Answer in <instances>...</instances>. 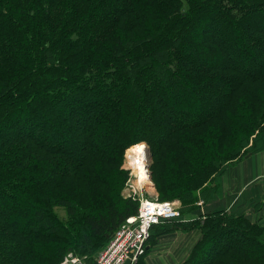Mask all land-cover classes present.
Returning a JSON list of instances; mask_svg holds the SVG:
<instances>
[{"label": "trees", "instance_id": "16d2710c", "mask_svg": "<svg viewBox=\"0 0 264 264\" xmlns=\"http://www.w3.org/2000/svg\"><path fill=\"white\" fill-rule=\"evenodd\" d=\"M258 54L264 56V0H0V127L27 116L20 126L28 134H0V181L14 190L0 187V250L13 264L59 263L66 248L42 241L66 239L53 214L59 206L76 217L80 253L95 250L138 210L137 203L128 209L130 200L118 195L122 182L106 174L111 152L144 140L160 155L152 176L159 200L182 205L179 218L152 228L149 246L163 234L200 227L203 239L184 264H264L263 229L247 218L185 220L198 209L200 191L264 151V135H255L264 105L258 112L259 101L250 103L245 124L233 118L249 100L239 97L242 88L264 87ZM66 116L83 125L85 138L63 176L75 186L73 198L62 200L38 184L50 169L59 171L42 151L58 159L68 150L38 126L42 119L50 130L49 122ZM95 129H107L108 151Z\"/></svg>", "mask_w": 264, "mask_h": 264}, {"label": "rangeland", "instance_id": "374dc122", "mask_svg": "<svg viewBox=\"0 0 264 264\" xmlns=\"http://www.w3.org/2000/svg\"><path fill=\"white\" fill-rule=\"evenodd\" d=\"M221 35H222V32H221ZM263 59H264V56L262 54H258V56H257L258 62H262ZM246 69H245V71H247ZM250 74H252V73L250 72V67H249V72L247 73V75L254 77V75H250ZM258 86L259 85H257L255 87L254 85H252L251 87L242 88V91L239 93V97L241 96L243 103H245L247 101V99L249 98V100L245 103V105L239 106V111H237L235 113V115L233 116V118L236 116L238 119L244 120L243 124H245L248 120H250V119H247V118H250V117H248V114L250 115V111H248V110L245 111L250 103L254 102L255 100L259 101L257 103L254 102L257 105L258 112H259L260 108L264 105V87H258ZM263 86H264V84H263ZM253 90L254 91L256 90V92L252 93L251 91H253ZM244 115H246V116H244ZM26 117L27 116H23L22 119L17 120V121L16 120H10V119L6 118L5 123H3L4 127H0V134L7 132L13 128V130H12L13 132H18L23 137H27L28 134H27V136L24 135V134H26V132H25L24 128H22L20 126V124L22 123V121ZM254 117L256 118L257 115ZM39 121H40V125L38 126V128H39L38 132L39 133H45L47 136V140L49 142L51 141V142H55V143H62L65 146L64 148H66L68 151H67V153H64V154L62 153L64 156L59 155L60 157L58 159H57V157H56L57 155H55V153L52 152L53 153L52 154L48 150L42 151V152H44V153H42L43 156H45V157L52 156V157L56 158L57 165H56V162L53 161V162L49 163L50 164L49 167L55 168L57 166V169L59 171L53 172L50 169L51 172L45 173L43 175V177L41 178V184L39 182H38L39 184L38 183L37 184H38L39 188L47 189L48 193L52 194L54 192V194H60L61 196H63L62 200H67V199L73 198L71 195H69V192L74 191L75 186H72L69 189L68 181L67 180L64 181L65 177H63V176H65V174L69 170V167L67 165L69 163H71V159H70L71 158L70 155H72L71 153H75L78 151L76 144L78 142H81L85 138L84 133H83V125L75 123V122L71 121L70 119L67 120V116H66V118L60 117L59 120L53 119L51 122H49V125H50V130H49V129H47V126L45 124H43L42 119H39ZM57 122H60L61 125L59 126L57 124ZM55 123L57 124L56 126H55ZM11 125H12V127H11ZM94 131H95L94 132L95 136L100 140L98 142V146L100 145V147H102L105 151H108L109 146L107 145V142H106V139H107L106 136L108 135L107 129H103V130H101V132L98 129H95ZM260 133H261V136L264 135V121L261 124V126L258 127V130H257L255 135H258ZM137 134H141V135L144 134V130L142 129V130L135 131L133 133V135L131 133H128L127 139L128 140H131V139L134 140V139L138 138V136H141V135H137ZM36 135L38 136L39 139H41L42 135H40V134H36ZM254 138H255V136L252 137L250 145L248 147H246L244 149V151L245 150L249 151L253 148L252 146L254 143ZM26 141H28V140H26ZM234 142L236 143V139ZM142 145H144L146 150H147V153H146V155H147L146 156L147 157V170L149 169V172H150V179H149L150 182L148 184H151V185H149L150 187H143V186L140 187L139 186V182L143 183L145 181H138L137 182L139 171L132 164L135 161L136 150L141 149ZM228 147H232V145L230 144ZM37 148H39V147H37ZM40 150H42V148H40ZM244 151H242V152H244ZM32 154H35V152H33ZM250 154H252V153H249L248 155H250ZM111 155H114L113 158L114 157L115 158L113 161H111V166L108 165V168H107L108 171H106V174H108L109 179L111 181L116 180V181L122 182L123 187H122L120 193H118V195L121 199H124V200L129 199L130 200L131 203L128 204L129 210L135 209L134 207L137 206V204H138L137 209L139 210V201H138V197H137V199H134L132 197H129L128 194H131V196H133L135 193V194H139V198H140V196H142L143 198H147V199L159 200L160 192H159L158 188L156 187V182H157L156 181V179H157L156 175H157V173L155 172V179L152 176H154L156 162H157V160L160 159V155L157 154L156 152H153L152 148L150 147V145L146 141H144V140L138 141V142L136 141V142L130 144L129 146H127L124 149V152H121V154L119 153V150L117 149V150H115L114 153L111 152ZM117 156H118V158H117ZM32 160H33V155H31V157L29 158V161H32ZM33 162L38 163V165H40L39 161L35 162L33 160ZM136 165H137V162H136ZM15 178L16 177L12 176L10 178L9 182L15 180ZM24 185H25L24 186L25 188L30 187V185L26 181L24 182ZM134 186L136 187L135 191H133ZM0 187L3 188L5 191L7 190V192H9V193L14 192V190L11 189L10 185L6 186V183H2V181H0ZM199 197L202 199L198 200V202L196 203V205L198 207V209L196 211H201L200 219L201 218L205 219L206 214H207L205 212V210L203 209L205 204L202 208L198 206V203L200 201L205 202V200H203L205 195L203 196V194L200 191ZM140 199H142V198H140ZM162 202H178V203H180V206H182L181 202L177 201V200L162 201ZM1 204L2 203H0V205ZM8 204H10V202ZM6 206L9 207V205H6ZM14 206H16L18 208L17 209L16 207H14L16 209V213H18V210L20 209L21 206H18V205H14ZM70 207L74 208V205L70 206ZM23 210H27L29 212V209H27V208H23L22 211ZM68 210H69L68 208L62 207V206L55 207L53 209V214L55 216L56 221L58 223H60L62 227H64V229L67 233V236L65 237L66 239L42 240L43 242H45L44 245L49 246L48 244H51V246H53V247L60 246V247L66 248V250H61L63 257H62L61 261L57 264H63L66 260H69L68 264H100L99 262H100L101 255L104 254L107 247L113 241L116 232L119 230L120 226L122 224H124V222L128 218L116 230H114L112 233L107 235L106 238L102 239L100 244L98 245V247L95 248V250H91L88 253H80L79 246H78L79 236H78V232H77V226L75 224L76 223V221H75L76 217L74 215H70ZM138 210H137V213H138ZM136 215L131 216V217H135ZM17 217H18L17 219L21 220L22 216L19 213V214H17ZM26 222H28V221H26ZM250 224H252V225L256 224V225L260 226L261 230L263 229V232H264V226H263V224H260L259 221L258 222H251ZM165 227H167V226H165ZM160 229H164V228H159V230ZM49 241H50V243H49ZM153 242H154V240H151L150 243H153ZM52 243L54 245H52ZM248 244L249 243H246V245H248ZM252 244H254V243H252ZM240 245H243V243L239 242L236 246L240 247ZM198 251H200V250H198ZM42 252H44V250H42ZM8 253H10L8 250H0V264H13L14 261L12 259H10L9 257H6V254H8ZM48 253H50L49 250H47L45 254H48ZM45 254H43V255H45ZM148 256H149V254L145 253L144 255H142L138 259V261L135 264H147ZM73 260H75L74 263H73ZM36 263L38 264L37 261H36ZM205 263H206L205 260L202 263L198 262V264H205Z\"/></svg>", "mask_w": 264, "mask_h": 264}, {"label": "crops", "instance_id": "0c3cea01", "mask_svg": "<svg viewBox=\"0 0 264 264\" xmlns=\"http://www.w3.org/2000/svg\"><path fill=\"white\" fill-rule=\"evenodd\" d=\"M201 193L205 195L203 209L206 213L243 216L264 226V151L250 154L229 167ZM200 217L201 211H195L185 220L194 221ZM203 236L200 227L163 234L149 247L147 264H184Z\"/></svg>", "mask_w": 264, "mask_h": 264}, {"label": "built area", "instance_id": "2783aa9c", "mask_svg": "<svg viewBox=\"0 0 264 264\" xmlns=\"http://www.w3.org/2000/svg\"><path fill=\"white\" fill-rule=\"evenodd\" d=\"M150 178L149 169L146 172ZM142 181L138 175L137 182ZM144 181V180H143ZM146 182L140 183V187H150ZM130 187V186H129ZM136 190L134 186L133 191ZM129 197L139 201V210L135 217L128 218L116 232L113 241L107 247L104 254L100 257V264H126L130 261L135 264L138 259L149 249V241L151 231L155 225L181 216V206L178 202H160L155 199L143 198L139 194ZM204 201L198 203L199 207H203ZM75 260H73L74 263ZM66 260L63 264H68Z\"/></svg>", "mask_w": 264, "mask_h": 264}, {"label": "bare ground", "instance_id": "6f19581e", "mask_svg": "<svg viewBox=\"0 0 264 264\" xmlns=\"http://www.w3.org/2000/svg\"><path fill=\"white\" fill-rule=\"evenodd\" d=\"M147 150L144 145L141 146V149L136 150V157L135 161L132 163L137 169H138V175L140 179L145 181L146 183L150 182L149 175L146 173L147 172ZM137 162V165H136ZM162 202V201H161ZM171 203V202H170Z\"/></svg>", "mask_w": 264, "mask_h": 264}, {"label": "water", "instance_id": "95a60500", "mask_svg": "<svg viewBox=\"0 0 264 264\" xmlns=\"http://www.w3.org/2000/svg\"><path fill=\"white\" fill-rule=\"evenodd\" d=\"M126 264H131L130 261L126 262Z\"/></svg>", "mask_w": 264, "mask_h": 264}]
</instances>
